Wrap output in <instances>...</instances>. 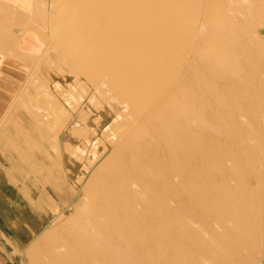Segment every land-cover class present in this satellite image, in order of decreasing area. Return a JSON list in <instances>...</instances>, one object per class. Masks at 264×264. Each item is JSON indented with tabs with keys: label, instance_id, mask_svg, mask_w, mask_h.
Listing matches in <instances>:
<instances>
[{
	"label": "rangeland",
	"instance_id": "374dc122",
	"mask_svg": "<svg viewBox=\"0 0 264 264\" xmlns=\"http://www.w3.org/2000/svg\"><path fill=\"white\" fill-rule=\"evenodd\" d=\"M263 42L264 0H0V45L25 68L0 118V264H143L179 244L174 174L185 193L189 147L214 146L221 101L254 109L252 126L219 122L264 170Z\"/></svg>",
	"mask_w": 264,
	"mask_h": 264
},
{
	"label": "bare ground",
	"instance_id": "6f19581e",
	"mask_svg": "<svg viewBox=\"0 0 264 264\" xmlns=\"http://www.w3.org/2000/svg\"><path fill=\"white\" fill-rule=\"evenodd\" d=\"M224 14L225 13H223V15ZM231 18H234V16ZM239 18H241V16ZM220 42L219 44H221ZM234 54L237 53L235 52ZM238 63H236V65ZM239 64L241 65V63ZM182 73H184V71ZM225 75L223 76V78L225 77ZM238 75L241 74L239 73ZM227 83L228 82L223 81L220 84L225 86L222 89L223 91H225L223 94L230 96V87H228ZM209 94H212V92ZM193 99L195 100V98ZM240 99H244L243 96L240 97ZM219 106L216 107L217 109L215 110L216 116L214 118V121L215 123H217L216 129L218 131L215 132L217 133V135L214 134V146L210 149L201 146L195 147V144L189 147V153H191L190 160L192 164L195 165L196 163H198L199 166L195 171L190 170L187 174L186 177L188 183L187 186H185L187 188V191L185 193H181L180 190V188L182 187V183H184H181V181L184 178L180 177V175L178 176L177 174H174L177 180L173 184L174 186L172 187L171 192L172 201L175 204L172 216V224H174L175 226L174 229L176 237H174L179 241V244L174 241L172 247H170L169 244L164 243H161L160 246H155L156 249L153 252L142 254L143 264H192L193 260L191 261V255H189V253L194 255V258H198V262L196 264H255L257 255H260L262 249H264V194L254 188L255 182L258 180L261 182L263 181L264 184V170L260 167L262 162L260 160V158L262 157L261 151L258 154V158L259 156L260 158H257L259 160L257 162V160H255L257 155L256 151L248 147V145L244 141H242L243 138L240 140V137L235 135V131L237 129L236 124H233V126H227V128L223 126L225 123L220 124L221 120L225 121V119H228L231 116L234 118H236L235 116H237V118L239 117L245 122L246 126H252V113L254 109L243 107L242 109L236 110L234 109V106H232V104L228 101H221ZM201 111H196L194 114L199 117L201 115ZM212 113L214 114V111ZM76 120L77 118L75 120L72 119L71 122L74 123L75 121L76 123ZM243 121L240 120L239 122ZM184 134L188 135V132L186 131ZM254 136L255 135L253 134L252 137ZM195 138L202 142V137L200 136V134L195 136ZM175 159L176 158L173 157L172 162H174L177 169V159ZM58 195L59 194H57V196ZM41 206L42 209L44 207L47 208V206H53L54 208H56L58 204H54L52 202H49L47 199H44ZM25 224L28 225V221H26V219H21L18 224L15 225V223H13L10 226L15 240L18 241V244H16V246H20L21 250L24 248H28L29 246V244L24 242V240H22L19 236L20 230L25 227ZM161 232L162 235H160L159 237L163 236V229L159 231V233ZM168 232L169 230L166 233ZM163 240L165 241V239Z\"/></svg>",
	"mask_w": 264,
	"mask_h": 264
},
{
	"label": "crops",
	"instance_id": "0c3cea01",
	"mask_svg": "<svg viewBox=\"0 0 264 264\" xmlns=\"http://www.w3.org/2000/svg\"><path fill=\"white\" fill-rule=\"evenodd\" d=\"M25 1L26 0H3V2L16 4L19 9H23L32 2V0ZM26 38L27 36L25 39ZM22 41L23 40L21 39V42ZM4 52L9 53V50L6 49L5 45H0V118L7 111L8 106L12 101L13 90L16 88L17 84L22 82L25 78V68L23 67V64L19 63V58L22 56L23 49L21 47L11 49L10 56L4 55Z\"/></svg>",
	"mask_w": 264,
	"mask_h": 264
}]
</instances>
